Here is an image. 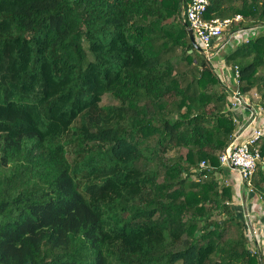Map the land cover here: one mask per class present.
<instances>
[{"label": "trees", "instance_id": "1", "mask_svg": "<svg viewBox=\"0 0 264 264\" xmlns=\"http://www.w3.org/2000/svg\"><path fill=\"white\" fill-rule=\"evenodd\" d=\"M189 2L0 0V264H264L218 178L241 120ZM236 15L232 31H264V0H210L204 18ZM225 63L264 109V34Z\"/></svg>", "mask_w": 264, "mask_h": 264}, {"label": "built area", "instance_id": "2", "mask_svg": "<svg viewBox=\"0 0 264 264\" xmlns=\"http://www.w3.org/2000/svg\"><path fill=\"white\" fill-rule=\"evenodd\" d=\"M210 5V0H190L185 10L181 14V18L184 24L187 25V29L193 31L195 40L198 46L201 48L203 54L206 56L208 52H211L213 48L217 51L222 50L226 44H228L233 37L244 38L247 35H254L252 33L255 30L260 29L259 27L239 29L232 31V26L238 24L243 20L241 15H236L232 18L227 19H211L206 20L205 14ZM227 32L229 34L227 35ZM257 35V34H256ZM254 35V36H256ZM248 38V37H247ZM247 39L245 42H247ZM207 57V56H206ZM256 96V95H255ZM254 97V96H252ZM231 101V110L236 115V122L240 120V110L250 105V100L247 94L241 93L238 89L234 92ZM258 105V104H257ZM251 107V106H250ZM250 113V124L246 128L240 126L239 131L236 133L233 142L229 147L219 156L220 166L230 167L235 170L241 179L242 185L251 193L252 179L257 170L258 162H261L260 145L264 142V109L259 108V105L253 109ZM258 109L263 116L259 119V125L250 128V125L256 121V117L259 116ZM256 119V120H255ZM243 129L242 132L251 131V134L240 143H237V134ZM210 167L206 162H201L198 169L194 170V175L190 179L202 181L207 179L208 174L204 171H210ZM219 178V177H218ZM263 226H264V210L262 212ZM255 231V229H254ZM252 231V237L255 238L256 232Z\"/></svg>", "mask_w": 264, "mask_h": 264}, {"label": "rangeland", "instance_id": "3", "mask_svg": "<svg viewBox=\"0 0 264 264\" xmlns=\"http://www.w3.org/2000/svg\"><path fill=\"white\" fill-rule=\"evenodd\" d=\"M252 33H255L254 35H258V34H264V31L261 30H255ZM229 34V32H227V35ZM253 35V36H254ZM248 37V38H247ZM247 37L244 36V38H236L233 37L232 40L225 45V47L220 50L217 51L216 48H213L211 52L207 53V60L212 64L215 72L218 74L220 80L224 83L225 86H227L231 92L229 94L230 96V100L233 101L232 96L234 94V92L237 91V86H236V81L235 78L232 74V72L230 71V69L227 67L226 63H225V56L227 54H229L236 46L241 45L242 43H244L247 39L251 38L252 35H247ZM249 96H254L252 97L254 102H256L255 104H259L260 101V95L256 94L254 91L252 93L248 94ZM256 95V96H255ZM111 102V100L105 99L104 103H108ZM259 111V109H258ZM262 112V111H260ZM264 115V113H262ZM248 116H250L249 114H247ZM243 122V121H241ZM242 126V125H240ZM219 180L226 186H230L234 192V195L237 197L238 195L236 194L237 192V186L233 183V182H229L228 180H225L223 178H221V176L219 177ZM236 201V200H235ZM233 202L231 205L236 207L238 206L239 208V212H240V218L242 220H244L246 222L247 225V236L249 239V246L251 247L252 250L254 251H260L264 254V226L262 223V207H264V204L262 203V201L260 199L256 200L255 199L251 202V205L253 206V213H250V211H246V209H244L243 205H241L240 201L238 202ZM261 201V202H260ZM259 206H261L259 208ZM222 217V216H221ZM220 216H218V218H221ZM255 229V231H254ZM252 231L256 232L255 234V238L252 237Z\"/></svg>", "mask_w": 264, "mask_h": 264}, {"label": "crops", "instance_id": "4", "mask_svg": "<svg viewBox=\"0 0 264 264\" xmlns=\"http://www.w3.org/2000/svg\"><path fill=\"white\" fill-rule=\"evenodd\" d=\"M248 97H249V100H250V105L247 106V107H245V108H242L240 110V114H239L240 115V120L243 121V122H241V125H242L241 127H243V129L246 128L247 126H249V124H250L251 118L247 114L250 115V113H252L253 110L251 109V107L253 109H255L256 106H258L257 104H255L256 102H254L252 96H249L248 95ZM258 114H260V115L256 117L257 120L255 119L256 121H254L250 125V128H253L254 126H256L257 123L259 125V119L260 118H263V116L260 113V111H258ZM243 129L239 132V134H237V137H238L237 138V141H236L237 143L242 142L243 140H245L248 137V135L251 134V131L250 130L245 131V132H242ZM224 169H225V171L220 175L221 178H223L225 180H228L229 182H233L234 181L233 183L238 187L237 188V192H236V194L238 195L237 197L234 195V192L232 190V192H233V202L235 200H236L235 202H238V201L241 200L240 203H241V205H243L241 207H243L244 209H246V211L248 210V211H250V213H253L254 214V212H253V206L251 205V202L254 199H255V202H256V200H258V199H256V198L252 199L251 198V193L245 188L244 185H242L240 176H239V174L235 170H233L230 167H225ZM220 176H218V177H220ZM260 207L261 206H259V208ZM235 208H238V206H236ZM262 210H264V207H262ZM261 221L263 222V219Z\"/></svg>", "mask_w": 264, "mask_h": 264}, {"label": "water", "instance_id": "5", "mask_svg": "<svg viewBox=\"0 0 264 264\" xmlns=\"http://www.w3.org/2000/svg\"><path fill=\"white\" fill-rule=\"evenodd\" d=\"M187 31H188L189 39H190L191 43L193 44V46H194L197 50L201 51V53H203L202 50H201V48L198 46V44H197V42H196V40H195V37H194L193 31H192L191 29H187ZM258 164L260 165L261 163L258 162Z\"/></svg>", "mask_w": 264, "mask_h": 264}]
</instances>
